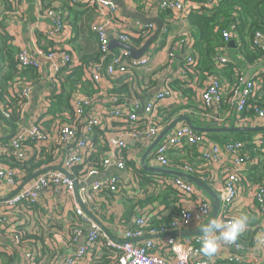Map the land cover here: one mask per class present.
Wrapping results in <instances>:
<instances>
[{
  "label": "built area",
  "instance_id": "built-area-1",
  "mask_svg": "<svg viewBox=\"0 0 264 264\" xmlns=\"http://www.w3.org/2000/svg\"><path fill=\"white\" fill-rule=\"evenodd\" d=\"M12 1L17 12L20 13L26 0ZM71 1L73 4H80L86 0ZM219 1L165 0L160 6L163 9L173 10L180 16H187L192 9L213 10ZM89 3L90 5L97 3L103 9L113 10L116 6L112 0H90ZM46 13L51 19V26L45 32L50 39L57 42L56 45L48 50L39 48L37 55L31 54L24 47L18 53V66L20 68L31 67L41 71L40 68L43 67L47 72V95L43 96L40 108L42 103L47 101V96L50 98L53 93H56L54 86L57 85L55 79H57L58 74L74 65L70 52L60 45L68 21L66 11L60 6H51L46 9ZM2 19L0 10V21ZM124 28L116 31L114 37H110L109 20L91 26L99 40V56L88 67L94 83L99 85L117 73H125L127 68L149 65L152 58L151 52L139 59H134L129 50L110 48L109 43L112 38L126 44H131L133 37L148 40L154 34V25L152 23L142 25L137 22L134 26L128 27L126 25ZM234 31L235 26L232 29L223 30L225 40L230 41ZM162 32L163 34L168 33L165 29ZM253 43L264 51V33L257 31ZM214 60L218 65H225L230 59L221 51ZM185 64L190 67L196 66L197 57L192 54L187 55ZM186 71L184 67V72L186 73ZM12 83L13 96L20 98V111L13 126V136L9 140L0 139V193H5L0 198V245L3 244L1 242L3 240L9 246L16 248L18 252L13 264H86L92 260L91 250L99 246L97 250L109 248L117 251L119 258L116 264H213L201 252L202 235L186 238L169 235L166 246L171 254L170 259L153 252L158 245L155 240L157 235L170 230L175 232L200 227L212 213L211 198L207 194L198 193L193 184L180 177L162 175L161 182L190 194L193 197V206L182 208L179 217L170 228L147 230L146 226H148L150 217L144 210H138V216L133 225L124 226V221H120L115 227L117 236L110 233L114 238L125 241L119 243L111 239L92 217L93 214L96 215L98 210V205L95 204L96 195L103 191L119 192L122 183L120 172L132 173L133 171L132 168L129 170L126 157L122 156V153L125 152L126 154L129 150L127 139L153 141L164 129L165 125H162L158 119L157 109L164 100L179 95L173 91L170 83H166L146 102L140 101L132 95L121 96L120 93L114 91L111 94L109 105L104 108H96L91 114H89V110L94 106L93 97L82 93L80 90L71 93L69 100L72 111L69 116L72 122L57 128L61 144L60 157L67 150H71V154L67 158L64 155L61 159L58 156L55 165L50 164L47 168L39 169L36 172H28L25 169L28 160L39 156V153L33 155V146L39 143L54 144V135L51 131L44 129L42 121L38 119L39 117L30 122L24 120L26 107L30 104L37 80L22 79L16 81V84L15 81ZM259 84V74L253 76L246 83L242 81L240 89L236 91L232 99V105L237 114L246 110L249 102L258 93L261 87ZM201 98L204 111L199 114L213 122L220 123V121L225 120L219 113L223 101V85L219 76L215 74L211 76ZM52 101L55 100L52 99ZM0 113L7 122H10L11 110L4 106L1 99ZM195 115L198 116V111L195 112ZM106 118L118 119L123 122V126H121L118 135L108 138L109 150L101 154V166L93 167L89 161L87 162L93 153V151L90 153L92 148L91 136L98 127L105 124L103 120ZM262 119H264V106H258L255 108V114L246 119L243 125L259 126L257 122ZM257 142L264 151V135L259 137ZM247 143V141L240 139H230L223 144L212 142L204 134L193 130L186 123H182L173 129L155 148L151 160L154 165L161 167L173 166L191 173H197L189 164L173 163L169 157V152L173 148L183 147L186 144L199 148V156L202 160L210 165H218L225 173L223 182L215 188L221 198V211L218 218L227 220L234 218L232 215H236L235 202L241 194L244 162L247 157L244 150ZM75 165L80 166L78 172L73 169ZM114 168L120 172L106 174L98 178L100 173ZM30 175L35 176L25 183L31 177ZM200 177L206 180L214 176L213 172L207 169ZM75 183L78 185V196L76 195ZM64 191L73 200V217L67 222L66 230L59 233V238L56 240L57 246H53L52 260H50L49 255L51 253L48 255L40 252L36 244L24 243L21 231L26 230V223H32L31 218H29L31 212L49 213L45 221L42 220V223L48 227L62 217L58 212H50L48 207L42 206V198L47 192H52L54 196L60 197ZM255 203L264 213V187L257 190ZM86 209L92 213V216ZM31 228V232H39L36 226ZM142 238L144 239L142 240ZM259 242L261 251L264 253V233L260 235L259 232ZM66 244L75 246V249L67 255L64 252ZM229 246L239 252L244 250V247L236 242L229 244ZM248 258L249 255L239 253L231 254L228 260L246 263ZM0 264H9L8 258L1 255Z\"/></svg>",
  "mask_w": 264,
  "mask_h": 264
},
{
  "label": "crops",
  "instance_id": "crops-1",
  "mask_svg": "<svg viewBox=\"0 0 264 264\" xmlns=\"http://www.w3.org/2000/svg\"><path fill=\"white\" fill-rule=\"evenodd\" d=\"M89 1L90 0H86L80 4H72L69 0H26V2L21 7L20 13H18L17 8L12 0L5 2L0 0V10L3 17V19L0 21L1 36L5 35L9 37V43L11 45H14L17 49L24 47L28 49V51L33 55H37L39 48H44V37H46L45 31L51 26V19L47 15L46 9L51 6H60L66 11L68 19L63 32L64 38L60 42V45L68 51L71 50L70 54L72 55L74 65L58 74L57 79H55L57 85L54 86L56 93H53L50 98L47 96V101L42 103L41 108L40 102L43 100V96L47 95L48 78H45L47 73L46 70L43 69V67L40 68L41 71L38 72L41 77L39 80H37L36 88L34 89L30 104L26 107L24 117L26 122H30L35 120L36 117H39L38 119L42 121L44 129H47L53 133L55 142L52 145L39 143L33 146V155L35 156L39 153V156L27 161L25 169L28 172H32L29 171L28 168H30L36 162L38 163L41 158H43L42 156L47 153H52L51 156H54L55 160L52 163L54 165L58 156L59 159H61V157H64V155L67 158L71 154V150H67L65 153L61 154L60 157L59 152L61 151V144L59 140V131L57 128H59L61 125L72 122V119L69 116L72 110H68L67 108H62L59 110L54 107L52 109L51 105H54V102H56L52 101V99L56 100V97L61 94H65V91L68 93L67 90L69 89V86L68 83L64 81V78L74 73L76 68H82L83 66L85 70L83 71L82 76L83 82H79V84H77L75 89L72 91V94L75 91L80 90L82 93L89 94L93 97L94 106L89 110V114L96 110V108H104L108 106L112 92L120 90V88L122 90L125 89L126 91H124L128 96L132 95L140 101L146 102L159 90H161L166 83H170L173 80H178L179 82L187 85L184 86H189L190 90L193 88L192 90L194 93L192 92L190 98L186 96L187 98L184 97L182 99V96L179 97L176 95L164 100L160 103L157 109L158 117L159 114L161 116L162 112L164 111L163 109L170 105H175L173 109H170V111H173L177 110L179 105L187 104L188 106L192 107L189 109H192L191 111L194 114L196 110L193 108H198L199 120L210 122V124H212L210 126H214L215 124L213 121L208 120L204 115L199 114L200 112L204 111L201 94L205 89L209 79L213 75H210L212 72H215L214 74L218 75L222 80L223 99H226L227 101V99L231 96V88L235 84L236 77L232 70V74L229 73L230 66L225 67L228 63L225 65H218L216 63L217 67H213L211 70H209V72H207L208 70H206L202 64H199L200 67H198V72L195 69H190L189 71L191 72L189 73L184 72L185 58L187 55H195L199 62L202 60L199 52H197L194 47L196 35L194 30L191 28L186 15L180 16L178 13H175V11L171 10L174 15L171 17L166 16L164 19L162 13L165 11V9H163L160 4L165 0H112L116 5L113 10L109 8L103 9L99 7L97 3L90 5ZM122 5L126 7L128 12L124 11ZM129 11L139 12L147 17L161 18L164 21V27L168 25L170 26V30L166 34H163L161 31L158 38L146 51L144 56H146L147 53H152V58L150 59L149 65L137 68H127L125 73H117L115 76L104 80L98 85L92 81L91 72L88 69L89 65L92 64V61L97 59L99 53V40L92 31L91 26L98 22L109 20L111 28L109 30V35L110 37H114L115 32L125 29L124 26L126 25L131 27L137 22H140L142 25L148 24L134 16H129ZM152 24L154 25L155 32L156 25L154 23ZM40 33L44 34V36L41 37V40L40 38L38 39V35ZM235 37L236 35L233 33L231 40H235ZM111 40L115 39L112 38ZM146 41L147 40H143L138 37H133V41L130 45L136 49H140ZM121 48L122 47H115L114 49ZM236 51L237 49H235L233 46H229V44L228 48L222 49V53L228 55L230 59L229 62L232 64V68L234 65L236 67H240L244 72V77H246V75L249 74L252 69L263 65L264 61L253 66L248 65L245 58L243 56L240 57ZM3 60L4 59L0 57V62ZM5 68L6 67L4 65L0 66V74L5 71ZM263 69L264 67H262L252 76L258 74L260 75L263 72ZM234 70H238V68H234ZM110 80H112V82H110ZM35 92L38 93L37 96L35 95ZM180 110H177V114L174 116V118L180 115H185L181 113ZM230 110L231 106L229 104H226L223 108H221L219 113L225 120L217 123H219V125L225 126H245L243 124L246 119L243 120L239 118L237 120V113L234 112V114L231 115ZM263 120L264 119H262V121ZM103 121L105 124L101 127H98L91 136L92 148L90 153L92 151L93 153L89 157V160L98 158L101 161V154L109 150V146L107 144L108 138L118 135L120 133L121 126H123V122L118 119L106 118ZM168 124H166V126ZM180 124H182V122ZM13 126L14 124L7 122V120L3 118L0 113V139L9 140L13 136ZM208 139H210V141L212 140V142L219 143L218 139L216 138L212 139L211 137H208ZM127 140L129 144V150L126 155L128 156L127 160H130L129 164L132 166L130 167L127 165L129 170L133 169V173L134 169L136 170L138 166L141 174L144 177H148L151 180L156 179L155 175L147 174L141 169L140 166V159L142 155L154 140L140 141L133 138H129ZM184 147L185 145L183 147H179L178 151L171 150L169 152L170 159L186 157ZM196 149H198V151H196L197 153L200 152L199 148L196 147ZM154 151L148 157L149 164H153L151 157ZM199 154L200 153H198L197 156H193L192 159L194 161L198 160L199 168L205 167V169H209L210 172H213L214 177H212V182L210 184L215 188V186H218L223 182L225 173L218 165H210L202 160ZM245 154L247 157L244 162L245 164L243 170V179L241 182V194L240 198H238V200L235 202L236 215L247 217V225L243 231L245 232V235H253L254 226H257L259 230L257 229L258 233L257 236L255 234L253 245L249 250H243V252L233 250L229 244H224L222 242L220 250L216 255L213 257L206 256V258L212 261L213 264H229L227 262L229 261V256L231 254L239 253H245V255H249L246 264H264V253L261 251V245L259 242V232L260 235L264 233V213L255 203L256 192L259 189L261 182H264V169H261L259 158L256 156L251 157V155L246 152ZM202 161L205 163L203 164ZM48 166L49 165L40 167L47 168ZM169 168L176 169L173 166ZM119 172L120 171L118 169L114 168L112 170L100 173L98 178L103 177L106 174ZM120 173L122 176L121 190L117 193L110 191L99 192L95 197V204L98 205V210L96 215L93 214V216L98 219V221L109 231V233H112L114 236H117V230L115 231V227L120 223V221H124V226H131L135 223V219L138 216L137 211L130 217L128 214V208L132 201L130 199L133 198V196L136 194V190L140 187H138L136 183L134 173H127L126 171H122ZM161 181L162 180L159 179L158 182L162 183ZM147 188L149 192H154L151 197L158 196L159 198L158 200L151 202L147 201L145 207L142 206L138 210H144L145 213H148L150 217L149 222L154 223V225L170 223L178 215L173 213L175 208H178L181 211L182 208L193 206V197L183 191L174 189L176 190L175 193L166 194L168 190L164 188V185H157L156 187L147 186ZM197 192L206 194L199 188H197ZM4 194V192L0 193V198H2ZM136 196L137 197L135 198H141V195L138 193ZM42 206L48 207L50 212H58V214L62 215V217L55 221L56 225L54 227L46 226L45 228H41L42 220L45 221V218H47L49 213L47 214L42 211H35L29 214V218H31L32 223H26L27 225L25 224V227L28 232L32 233L31 227L36 226L37 230L42 235V241L39 243H44L43 245H37V248L40 252L49 254L50 249L56 245V240L59 238V233H62L66 230L67 222L73 217L74 205L72 198L67 196L64 191L60 194V197L54 196L52 192H47L45 195H43ZM128 217H130V219H127ZM173 232L174 231L170 230L169 232H165L156 236L155 240L158 242V245L157 248L153 250L154 253L166 259H170L171 254L167 250L166 243L169 234ZM143 239L144 238H142V240ZM1 242L3 244L0 245V256L2 255L3 257L8 258V255L6 254L7 251L16 252L17 254L18 251H16L15 247L9 246L7 242H4L3 240ZM99 247L91 250L92 260L86 264L96 263V261L104 254L114 255L117 253V251L111 250L109 248L97 250ZM74 249L75 246L72 247V245L68 244L64 248V252L67 255L70 254ZM107 249H109L110 252H106ZM49 258L52 260V251L49 255ZM109 264H116V262L111 261Z\"/></svg>",
  "mask_w": 264,
  "mask_h": 264
},
{
  "label": "trees",
  "instance_id": "trees-1",
  "mask_svg": "<svg viewBox=\"0 0 264 264\" xmlns=\"http://www.w3.org/2000/svg\"><path fill=\"white\" fill-rule=\"evenodd\" d=\"M3 2L8 0H2ZM71 3L72 1L69 0ZM73 4V3H72ZM171 14V15H170ZM164 19L166 16H173V12L170 9H165V11L162 13ZM187 18L189 20L191 28L194 30L196 35V41L194 43V47L197 52H199L201 59L200 62L197 59V65L194 67H190L187 64L184 65L185 69L187 70L186 73H189L190 69H195L198 72L199 64H202L207 72L211 70L213 67L216 66L215 58L219 55V53L222 51L223 48H228L229 41L225 40L223 36V30L226 29H232L233 26H235V32L234 35L236 37L234 38L236 40L233 47L237 49L236 53L241 56H243L248 63V65H256L264 61V51L260 48L256 47L253 43L254 35L257 31H261L264 33V0H220L218 4L213 8V10L207 11L205 8L200 9H192L187 14ZM164 29L166 32L170 30V26H165ZM2 33V32H1ZM46 37H44V50H48L56 45L57 42L55 40L50 39L49 36L45 33ZM44 34L40 33L38 35V39L43 37ZM9 37L0 34V57L4 59L2 62H0V66L4 65L5 71L0 74V99L3 102L4 106L11 110V123H15L16 120L19 117V111H20V98L14 97V89L12 88V82L20 81L22 79H28V80H39L40 74L39 70L28 67V68H20L19 65V59H18V53L21 48L17 49L14 45H11L9 43ZM71 53V50H69ZM99 56V55H98ZM97 56V57H98ZM97 59H95L92 62H95ZM230 66V74L235 75L236 81L234 86L231 88V96L227 99H223L222 101V108L229 104L231 106V115L234 114L235 109L232 105V99L236 94V91H238L242 85L244 72L240 67H234L232 68L231 62H228V64L225 66ZM217 67V66H216ZM234 68H238V70H234ZM224 69V68H223ZM85 68L82 66L79 68H76L75 72L70 74L69 76H66L64 78V81L68 83L69 89L67 90L68 93L61 94L56 97V102H54V105L50 104L54 108H57L61 110L62 108H67L68 110H72V105L70 99V95L72 91L75 89L77 84L79 82H83L82 76L83 71ZM201 70V69H200ZM232 70V71H231ZM215 72H212L210 75L214 74ZM74 74V75H73ZM73 75V76H72ZM216 75V74H215ZM218 76V75H217ZM260 89L259 92L256 94L254 98L249 102L248 106L246 107V110L243 113L236 114V119H248L250 116L255 114V108L258 106H264V72H262L260 75ZM171 88L174 92H177L179 97L182 96V99L184 97L191 96L192 92L194 91L190 87L184 86L181 82L178 80H173L170 82ZM125 90V89H124ZM120 88V90H117L115 92L120 93L121 96H128L126 94V90L124 91ZM91 93V92H90ZM186 97V98H187ZM175 105H170L166 108H164L161 116L159 114L158 119L160 120V123L162 125L168 124L172 118L174 119V116L177 114V110H180L181 113L190 116L192 121L198 125V126H210V122H204L198 119V116H196L194 113H192L191 106H188L187 104H181L178 106L177 110L170 111V109H173ZM194 110L198 111V108H193ZM162 110V109H161ZM246 122V121H245ZM244 122V123H245ZM214 126H224L219 125L217 122H213ZM257 125L264 126V120H260L257 122ZM207 137H211L218 139V142L223 144L225 142H228L230 139H240L245 140L248 143L245 146L244 154L249 153L251 157L256 156L259 158V162L261 164V169H264V151L262 150L261 146H259L257 143V140L259 137H262L264 135V131L261 132H253V131H246V132H235V133H209L205 134L202 133ZM184 152L186 153V157H181L179 159H173V163H179V164H189L192 166L197 173L194 174L198 175L199 177L201 174L204 173V171H207L205 167L199 168L198 167V160L194 161L192 159L193 156H197L198 149H196L195 146L192 145H185ZM179 148H173L172 151H178ZM52 153H47L38 163L33 164L30 168H28L29 171L36 172L42 167L40 166H46L50 165L54 162V156H51ZM97 155V154H96ZM94 155V156H96ZM122 156L126 157V160L128 156L124 153H122ZM91 164L93 167H100L101 161L97 159H87V162ZM127 165L132 167L131 164H129L130 160H127ZM203 162V161H202ZM258 162V163H259ZM205 162H203L204 164ZM80 166H73V169L75 172L79 171ZM134 176L136 178V183L139 189L136 190V194L133 196L131 201V204L128 208V214L131 217L133 214H135L139 208L142 206L145 207L146 202L148 201H154L158 200V196L151 197V195L154 192H149L147 186H153L156 187L157 185H164V188L168 190L166 194H172L175 193L176 190L172 188L171 186H168L166 184L159 183V179L162 180L161 175H157L156 179L151 180L148 177H144L141 174L140 169L137 166V169H134ZM207 182L211 183L212 178H207ZM135 183V182H134ZM264 187V182H261L260 187ZM170 191V192H169ZM137 193L141 195V198H135L137 197ZM174 214H178L179 217L181 211L178 208H175ZM176 216V217H177ZM233 217H238L239 215H232ZM128 217L127 219H130ZM174 218L170 223L168 224H159L154 225L152 222H148V226H146V229L149 230L151 228L161 229V228H170L173 224V222L177 219ZM125 218V217H124ZM126 220V218H125ZM56 223H52L50 226L54 227ZM45 223L41 224V228H45ZM257 226L253 227V235L250 236V234L245 235V232H242L238 239L236 240V243L244 247L245 250H249L250 247L253 245V241L255 240V234L257 236L258 230ZM23 235V242H30L36 245H43L39 243L42 241V235L40 232L38 233H30L27 230L21 231ZM52 248L49 251V254L51 253ZM106 252H110L109 249L106 250ZM48 254V255H49ZM9 264H13L15 262V259L17 257L16 252H10L7 251ZM119 258V254L115 253L114 255L110 254H104L100 259L96 261L94 264H109L111 261L117 262ZM108 261V263H107ZM229 264H246V263H237L232 261H227Z\"/></svg>",
  "mask_w": 264,
  "mask_h": 264
},
{
  "label": "water",
  "instance_id": "water-1",
  "mask_svg": "<svg viewBox=\"0 0 264 264\" xmlns=\"http://www.w3.org/2000/svg\"><path fill=\"white\" fill-rule=\"evenodd\" d=\"M123 9L125 12H128L125 6H123ZM129 16H134L140 20H143L146 23H154L156 25V30L154 34L145 42V44L140 49H136L135 47L131 46L130 44H126L121 41L117 40H111L109 43L110 48L115 47H122L123 49H127L131 52V55L134 59H139L143 57L148 50V48L154 43V41L158 38L161 31L164 29V21L161 18L158 17H147L142 13L139 12H130ZM235 40H230L229 46H234ZM262 67H264V62L262 66H259L257 68H254L250 71L249 74L246 75L243 79V83H246L248 80H250L253 76V74L257 73ZM255 76V75H254ZM45 78H47V73L45 75ZM35 95L37 96L38 93L35 92ZM186 123L189 127H191L193 130L200 132V133H235V132H246V131H253V132H261L264 131V126H236V125H228V126H198L196 125L190 116L188 115H180L175 117L162 131L161 133L155 138V140L147 147L144 154L142 155L140 159V166L141 169L146 172L147 174L151 175H163V176H174V177H180L191 184H193L196 188L201 189L204 191L212 200V213L209 218L215 216L218 217L221 211V198L219 193L216 191V189L206 180L202 179L198 175L191 173L184 169H174L169 167H161L159 165L149 164L148 157L150 154L154 151V149L162 142L163 139H165L169 133L173 129H175L180 123ZM37 175V174H35ZM35 175L31 176L25 183L30 181ZM75 190L76 195L78 196V185L75 183ZM87 212L92 216V213L86 209ZM93 219H95L104 232L111 238L119 243L125 242L124 240H118L112 236L109 231L96 219L94 216H92ZM207 222V221H206ZM200 227L194 228V229H187V230H178L175 231L169 235L180 237V238H186V237H192V236H199L202 235L199 231ZM152 237V236H148Z\"/></svg>",
  "mask_w": 264,
  "mask_h": 264
},
{
  "label": "clouds",
  "instance_id": "clouds-1",
  "mask_svg": "<svg viewBox=\"0 0 264 264\" xmlns=\"http://www.w3.org/2000/svg\"><path fill=\"white\" fill-rule=\"evenodd\" d=\"M247 225L246 216H238L232 219L211 217L201 224L199 231L202 234L201 252L207 257H213L218 253L221 243L233 244Z\"/></svg>",
  "mask_w": 264,
  "mask_h": 264
},
{
  "label": "rangeland",
  "instance_id": "rangeland-1",
  "mask_svg": "<svg viewBox=\"0 0 264 264\" xmlns=\"http://www.w3.org/2000/svg\"><path fill=\"white\" fill-rule=\"evenodd\" d=\"M99 54V53H98Z\"/></svg>",
  "mask_w": 264,
  "mask_h": 264
}]
</instances>
